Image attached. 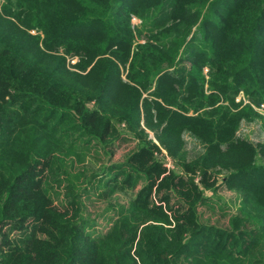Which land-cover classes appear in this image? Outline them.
Instances as JSON below:
<instances>
[{"label": "trees", "instance_id": "trees-1", "mask_svg": "<svg viewBox=\"0 0 264 264\" xmlns=\"http://www.w3.org/2000/svg\"><path fill=\"white\" fill-rule=\"evenodd\" d=\"M262 104L264 0H0V264H264V145L237 134ZM223 173L228 228L200 212Z\"/></svg>", "mask_w": 264, "mask_h": 264}, {"label": "rangeland", "instance_id": "rangeland-1", "mask_svg": "<svg viewBox=\"0 0 264 264\" xmlns=\"http://www.w3.org/2000/svg\"><path fill=\"white\" fill-rule=\"evenodd\" d=\"M131 22L134 28L141 27L142 21L135 16H132ZM144 39H140V42H144ZM77 59L70 60L71 64H76ZM205 70V74H206ZM244 100L243 105H247L249 102L248 98L241 93L237 97V102ZM255 110L263 117V120H259L256 122H243L241 125V128L238 131V136L241 138L249 139L254 144H262L264 145V104L261 106L255 108ZM143 125V124H142ZM144 127V126H143ZM145 128V127H144ZM147 132L150 134L151 138L154 139L156 143L157 140L154 137V133L150 131L149 128H146ZM184 140L185 145L181 152V159L192 161L196 159L200 154L204 152V146L202 142H200L198 139L193 137L191 134H184ZM135 147V141L133 139H124L120 140L118 143L115 144L113 150V162H120L122 161L125 156H127L131 150ZM162 156L166 157L165 163L168 167L173 168L174 162L172 158L169 156L167 150L162 148ZM91 159V162L89 163V160ZM101 158L97 157L96 155H91L88 159V163L85 164L86 167H88L89 170L98 169V163ZM107 161V159H105ZM225 176V173L219 174L217 178L219 179V186L217 188V192L213 195L212 191H206V196L209 198V201L206 203V206L200 207V212L204 215L205 221L211 220L212 223L218 224L219 226L228 228L229 227V220L230 217L237 213V208L239 206V198L236 192L229 190L221 181L223 180V177ZM197 181L200 180V176L196 178ZM100 191H94L91 193L90 199L94 202H89V211L91 212L93 216H95L97 213L101 212L105 209L106 203L99 197L98 193ZM65 193H62L60 196V199L63 198ZM116 196V195H115ZM56 197V196H55ZM122 197V196H121ZM57 198V197H56ZM55 198L56 202L57 199ZM125 198L123 199V201ZM94 218V217H93ZM106 223L100 218L97 223V228L99 231H104L106 229Z\"/></svg>", "mask_w": 264, "mask_h": 264}]
</instances>
